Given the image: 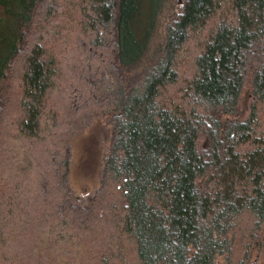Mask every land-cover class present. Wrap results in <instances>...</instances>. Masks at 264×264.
Listing matches in <instances>:
<instances>
[{
    "label": "trees",
    "instance_id": "16d2710c",
    "mask_svg": "<svg viewBox=\"0 0 264 264\" xmlns=\"http://www.w3.org/2000/svg\"><path fill=\"white\" fill-rule=\"evenodd\" d=\"M0 264H264V0H0Z\"/></svg>",
    "mask_w": 264,
    "mask_h": 264
},
{
    "label": "rangeland",
    "instance_id": "374dc122",
    "mask_svg": "<svg viewBox=\"0 0 264 264\" xmlns=\"http://www.w3.org/2000/svg\"><path fill=\"white\" fill-rule=\"evenodd\" d=\"M131 54V48H126V55ZM247 97V92L240 97V114H244ZM108 142L109 131L100 117H94L87 128L71 136L67 182L74 202L85 203L98 187L101 160L108 148Z\"/></svg>",
    "mask_w": 264,
    "mask_h": 264
}]
</instances>
